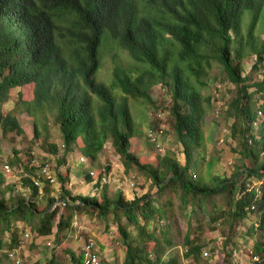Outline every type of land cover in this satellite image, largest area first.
Instances as JSON below:
<instances>
[{
    "label": "trees",
    "instance_id": "16d2710c",
    "mask_svg": "<svg viewBox=\"0 0 264 264\" xmlns=\"http://www.w3.org/2000/svg\"><path fill=\"white\" fill-rule=\"evenodd\" d=\"M258 29L264 30V0H0V137L24 132L16 114L21 110L41 119L34 124L35 139L49 134V118L62 139L61 149L47 143L58 156L60 197L47 196V204L39 207L40 185L33 176L44 182L45 194L51 191L50 180L42 169L37 176L38 169L29 163L22 164L28 195L13 193L14 187L4 186L0 178V264L15 263L13 255L33 234L53 237L73 264H84L92 240L85 234L79 253L69 245L77 213L104 219L113 215L118 241L125 247L122 264H181L170 247L188 210L184 256L194 264H201L206 245L195 232L203 231V224L194 227L192 221L200 213L209 230L228 222L224 244L233 239L237 224L250 220L253 264H264V38ZM107 46L113 50L108 83L97 77ZM250 55L262 73L253 83L244 67ZM214 61L223 79L236 87L224 112L232 119L233 150L239 154L229 176L213 171L205 150L203 104L210 97L202 93L203 78ZM157 84L170 99L165 109L183 163L171 150L155 162L133 151L141 131L131 100L154 106L150 90ZM10 101L14 106L7 109ZM107 141L127 174L146 177V192L128 199L106 185L98 193L73 194L70 167L60 169L68 154L79 151L97 165ZM14 152L12 165L19 162V149ZM107 170L97 172L98 181ZM93 174L85 173V179L93 181ZM253 179L260 180L259 188L251 186ZM61 257L55 253L44 264H67ZM228 258L224 264L234 260Z\"/></svg>",
    "mask_w": 264,
    "mask_h": 264
},
{
    "label": "rangeland",
    "instance_id": "374dc122",
    "mask_svg": "<svg viewBox=\"0 0 264 264\" xmlns=\"http://www.w3.org/2000/svg\"><path fill=\"white\" fill-rule=\"evenodd\" d=\"M248 17V16H247ZM261 38H264V30H256ZM123 56L121 53H119ZM126 56V54H124ZM123 57H120L121 59ZM113 50L108 46L105 47L103 57V66L100 68L97 77L101 81L109 82L111 79H106L105 76L109 73L112 67ZM256 56L250 55L244 59V67L247 75H250L248 83H253L262 78L260 67L254 68ZM104 76V77H102ZM203 80L206 86L202 88V93L210 97V102L204 103L206 109L204 115L203 130L206 136L205 150L207 161L212 163L213 171L219 174L231 175L236 164L239 163V154L233 149L236 145V140L231 136L230 124L232 119H226L224 112L228 102L236 95L235 85L223 79L220 65L214 63L207 70V74ZM254 87H250L253 90ZM151 96L155 100L154 106L151 104L141 103L139 100H131V107L134 120L138 129L141 131L133 140V151L144 161L155 162L158 157L163 156L166 151L171 150L176 153L179 161L184 162L182 146L177 143L174 134L169 125L168 111L165 109L170 103L169 96L166 94L165 88L161 84L155 85L150 90ZM17 100V95H14V101ZM13 102L6 103V108L14 106ZM156 106V107H155ZM35 112V111H34ZM38 112V111H36ZM17 116L21 122L22 134H17L15 131L8 133L5 138L0 137V178H4V186H12L15 191L13 193H29V187L22 183V178L26 175L22 164L29 163L36 167L37 176L40 169L48 166V171L53 176L54 181L50 182V193H42L44 182H41L40 193L37 197L39 207L47 204V196L60 197V182L56 174V162L58 156L51 154L47 143H56L61 149L62 139L59 135L58 127L52 123V119H46V131L48 135H44L40 139L34 138V124L40 118L28 113L27 111H17ZM1 133V132H0ZM25 141V142H24ZM47 141V142H46ZM14 149H19V162L12 165L9 161L15 160ZM29 151V152H27ZM58 155H61V150ZM207 165V163H205ZM204 165V166H205ZM10 168L7 171L6 167ZM70 167V181L68 187L73 194H88L98 193L104 186H108L111 193L121 190L129 199L135 195H141L146 192L149 186V181L141 174H127L124 171V166L115 152L110 141H107L104 148L99 153V163L94 165L91 159L86 158L79 151L70 152L68 154V163L60 167L61 171H65ZM109 167L105 179L98 181L97 172L100 169ZM94 172L93 181L85 179V173ZM36 175L33 176L35 180ZM260 180L253 179L251 186L259 188ZM12 192H8L10 194ZM60 202H57L58 204ZM190 207V206H189ZM190 216L189 210L185 212L180 219L181 232L174 240V245L170 247L172 256L178 257L181 264H186L189 261L195 263L192 257L184 256L185 246L183 245V235L187 228V221ZM193 218V225L203 224L204 230H196V233L201 234L202 240H205L206 245L202 249V254L207 251V256H202L201 264H224V259H235L243 261L246 264H253L252 249L255 239L247 232L250 225V220H247L244 225H236V234H234L231 242L224 244L225 236L222 233L228 230V222L223 220L216 224L214 229L209 230V224L202 213ZM74 225H76V233L73 232L70 236V246L78 253L81 252V245L84 244L85 234L88 239L94 242V252L102 259L104 264H122L125 258V247L118 241L117 223L111 214L107 219L100 217H91L88 213H77L74 217ZM19 225H23L22 223ZM159 225V224H158ZM82 235V238H77L76 234ZM33 234V233H32ZM260 236L259 231L255 237ZM21 247V251L15 252L13 255L14 262L12 264H44L51 256L58 253L67 264H73L69 257H65L59 247H57L53 237H41L35 234L27 237ZM50 242L52 245H49ZM80 245V247H79ZM21 253V254H20ZM1 254V252H0ZM168 256L165 257L167 259ZM230 259V260H231ZM188 261V262H187Z\"/></svg>",
    "mask_w": 264,
    "mask_h": 264
},
{
    "label": "built area",
    "instance_id": "2783aa9c",
    "mask_svg": "<svg viewBox=\"0 0 264 264\" xmlns=\"http://www.w3.org/2000/svg\"><path fill=\"white\" fill-rule=\"evenodd\" d=\"M6 169H7V171H10V168H9L8 166L6 167ZM48 169H49L48 166L43 167L41 173H42L47 179H49L50 182H53V181H54V178H53V176H51V174L49 173ZM91 173H93V172H91ZM103 178L105 179L106 177L103 176ZM35 184H37V185H41V182L38 181L37 179H35ZM48 244H49V245H52L50 242H48ZM93 249H94V242L91 241V242L86 246V248H85V259H84V264H102V263H101V259H100V257H99L98 255L94 254ZM203 255H204V256H207V255H208V252L205 251V252L203 253ZM187 262H188V261H187ZM186 264H194V263H191V262L189 261V262L186 263ZM231 264H246V263H244L243 261H238V260H235V259H234V260L231 262Z\"/></svg>",
    "mask_w": 264,
    "mask_h": 264
}]
</instances>
